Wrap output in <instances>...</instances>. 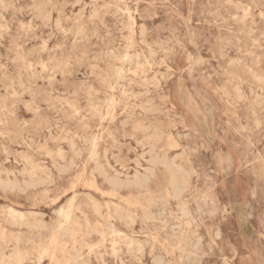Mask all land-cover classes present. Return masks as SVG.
Wrapping results in <instances>:
<instances>
[{"label":"rangeland","instance_id":"rangeland-1","mask_svg":"<svg viewBox=\"0 0 264 264\" xmlns=\"http://www.w3.org/2000/svg\"><path fill=\"white\" fill-rule=\"evenodd\" d=\"M0 16V264H264V0ZM153 149L189 172L179 198L160 164L148 189L110 183ZM67 210L80 231L53 240Z\"/></svg>","mask_w":264,"mask_h":264},{"label":"bare ground","instance_id":"bare-ground-1","mask_svg":"<svg viewBox=\"0 0 264 264\" xmlns=\"http://www.w3.org/2000/svg\"><path fill=\"white\" fill-rule=\"evenodd\" d=\"M150 8V7H149ZM169 9V8H168ZM2 17V16H0ZM58 18V17H57ZM133 18V17H132ZM59 19V18H58ZM131 19V18H129ZM132 20V19H131ZM61 21V20H60ZM51 32V31H50ZM124 39V38H123ZM189 39V38H188ZM125 40V39H124ZM176 42V41H175ZM178 44V43H177ZM194 48V47H193ZM166 56V55H165ZM188 56V55H187ZM190 56V55H189ZM126 57V56H125ZM189 58V57H188ZM195 58V57H194ZM200 58V57H199ZM127 59V58H125ZM166 59V58H165ZM191 60V59H189ZM199 60V59H198ZM197 60V61H198ZM129 67V66H128ZM120 78V77H119ZM149 81V80H148ZM114 83V82H113ZM151 83V82H150ZM143 85V84H142ZM158 86V85H157ZM145 87V86H144ZM5 88V87H4ZM111 90V88H110ZM163 96V95H162ZM14 98V97H13ZM103 101V100H102ZM104 103V102H103ZM97 106V105H96ZM136 106V105H135ZM153 106V105H152ZM57 111V110H56ZM164 111V110H163ZM68 115V114H67ZM170 133V132H169ZM65 134V133H64ZM90 135V134H89ZM94 138V137H93ZM45 142V140H44ZM47 142V141H46ZM208 143V142H207ZM208 145V144H207ZM92 148V147H91ZM154 150V154L151 157V163L152 167L146 169V171L143 174H135L133 179L126 180L124 182H121L117 179H111L110 183L114 187H122V186H130L134 187L135 189H148L149 182L151 181V178L155 176L156 171V165L160 164L163 167L164 173L168 176L167 180V189L170 192V195L175 198H179L184 191V189L188 185V179H189V172L185 170L183 166L180 164H177L174 159H170L168 155L165 152L160 153V151ZM22 154V153H21ZM66 157V156H65ZM56 158V156H55ZM67 158V157H66ZM225 158V157H224ZM227 167V166H226ZM254 169V168H253ZM82 180V179H81ZM79 182V181H78ZM81 183V182H80ZM112 186V187H113ZM117 191V190H116ZM254 191V190H253ZM118 193V192H117ZM213 193V192H212ZM88 194V193H87ZM223 194V193H222ZM213 195V194H212ZM226 195V194H225ZM81 205V204H80ZM82 206V205H81ZM188 208V207H187ZM196 208V207H195ZM86 209V208H85ZM125 210V209H124ZM126 211V210H125ZM80 212V211H79ZM116 216L119 218L125 217L122 209L116 208L113 210ZM11 216L14 219L17 215L15 211H11ZM127 213V212H126ZM34 214V213H33ZM111 214V211H107L106 216L109 217ZM127 215V214H126ZM59 216L61 218V221L56 226V230L53 233L52 239H56L58 235H67V236H74L77 232L80 231L79 225L73 222L72 217L70 216L69 211H60ZM92 230L94 228L90 227ZM110 232L112 234H117L116 230L113 229V227H110ZM88 233V232H87ZM99 233V232H98ZM66 237V236H65ZM131 239V238H130ZM71 241V240H69ZM54 244V243H53ZM55 246V245H54ZM49 247H46L43 249V252H47ZM110 251V250H109ZM38 252V251H36ZM42 252V251H41ZM42 254V253H41ZM39 253L38 257L41 258L42 256ZM5 256V255H4ZM120 258V257H119ZM217 258V257H216ZM39 261V260H38Z\"/></svg>","mask_w":264,"mask_h":264}]
</instances>
